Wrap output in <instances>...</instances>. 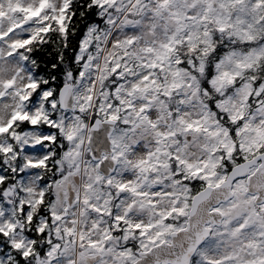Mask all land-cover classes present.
<instances>
[{"label":"snow or ice","instance_id":"snow-or-ice-1","mask_svg":"<svg viewBox=\"0 0 264 264\" xmlns=\"http://www.w3.org/2000/svg\"><path fill=\"white\" fill-rule=\"evenodd\" d=\"M0 264H264V0H0Z\"/></svg>","mask_w":264,"mask_h":264}]
</instances>
